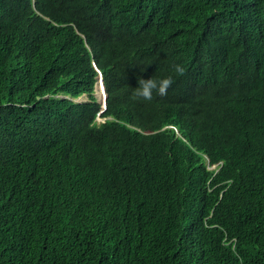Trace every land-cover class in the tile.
Instances as JSON below:
<instances>
[{
    "label": "trees",
    "instance_id": "1",
    "mask_svg": "<svg viewBox=\"0 0 264 264\" xmlns=\"http://www.w3.org/2000/svg\"><path fill=\"white\" fill-rule=\"evenodd\" d=\"M0 264H264V0H0Z\"/></svg>",
    "mask_w": 264,
    "mask_h": 264
},
{
    "label": "clouds",
    "instance_id": "2",
    "mask_svg": "<svg viewBox=\"0 0 264 264\" xmlns=\"http://www.w3.org/2000/svg\"><path fill=\"white\" fill-rule=\"evenodd\" d=\"M167 16L168 15H166L165 17H167ZM94 68L98 73L96 86H97V88H99V87L102 88V89H95L94 88V93H93L95 98L97 99V102L101 105L100 112L98 113L97 118H96V121H97L100 118V115L106 110V106H105V108H103V105H102L103 104V97H105L106 92H105V88H104V84H103V77H102V81L101 80L99 81V77H101L102 74L96 68L95 65H94ZM184 70H185L184 67L179 63H174L172 65V71L175 74H183ZM173 82H174L173 77L171 75H161V76H155V77L152 75L150 78H147V79L138 77L137 78V86L135 88H132V96L136 100H143V101H151L153 99L154 94L163 97L167 94V91H168L169 87L173 84ZM84 96H86V95H84ZM45 98H49V96H46ZM61 98H66V97L61 96ZM79 98H81V97H79ZM106 100H107V96H106ZM88 101H89V99L86 102H88ZM102 122H104V120ZM167 128L173 129V130H175V132H177V130L172 126H168L164 129H167ZM204 158L206 159L207 170L214 171V173H217L221 167V162L218 164L210 165L209 160L205 156H204Z\"/></svg>",
    "mask_w": 264,
    "mask_h": 264
},
{
    "label": "water",
    "instance_id": "3",
    "mask_svg": "<svg viewBox=\"0 0 264 264\" xmlns=\"http://www.w3.org/2000/svg\"><path fill=\"white\" fill-rule=\"evenodd\" d=\"M100 80L102 81V76L99 77V81ZM106 96L107 95L105 94V97H103V104H102L103 105V108H105V106H106ZM74 102L75 103H81V102H86V101H80V98H78V99H75Z\"/></svg>",
    "mask_w": 264,
    "mask_h": 264
},
{
    "label": "rangeland",
    "instance_id": "4",
    "mask_svg": "<svg viewBox=\"0 0 264 264\" xmlns=\"http://www.w3.org/2000/svg\"><path fill=\"white\" fill-rule=\"evenodd\" d=\"M87 100H88V97H87V96H82V97L80 98V101H87ZM102 121H103V120L100 119V118L97 120L98 123H100V122H102Z\"/></svg>",
    "mask_w": 264,
    "mask_h": 264
},
{
    "label": "bare ground",
    "instance_id": "5",
    "mask_svg": "<svg viewBox=\"0 0 264 264\" xmlns=\"http://www.w3.org/2000/svg\"><path fill=\"white\" fill-rule=\"evenodd\" d=\"M116 43H117V42H116ZM100 60H101V59H100ZM95 63H96V62H95ZM82 66H83V65H82ZM115 86H116V85H115ZM94 88H95V89H102L101 87L97 88L96 85L94 86ZM112 90H113V89H112ZM98 91H99V90H98ZM77 99H78V98H77ZM85 132H86V131H85ZM78 139H79V138H78ZM76 143H77V142H76ZM76 143H75V145H76ZM79 143H80V142H79ZM66 151H67V150H66ZM71 151H72V150H71ZM73 151H74V150H73ZM8 203H9V202H8ZM186 232H187V231H186Z\"/></svg>",
    "mask_w": 264,
    "mask_h": 264
}]
</instances>
